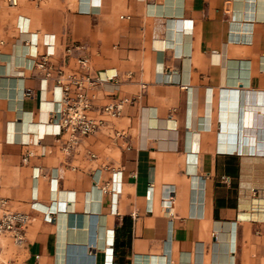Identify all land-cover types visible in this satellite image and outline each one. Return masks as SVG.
Listing matches in <instances>:
<instances>
[{
	"label": "crops",
	"instance_id": "crops-1",
	"mask_svg": "<svg viewBox=\"0 0 264 264\" xmlns=\"http://www.w3.org/2000/svg\"><path fill=\"white\" fill-rule=\"evenodd\" d=\"M0 37V198L30 216L16 259L264 264V0H19ZM80 56L102 125L73 142L50 108Z\"/></svg>",
	"mask_w": 264,
	"mask_h": 264
},
{
	"label": "built area",
	"instance_id": "built-area-1",
	"mask_svg": "<svg viewBox=\"0 0 264 264\" xmlns=\"http://www.w3.org/2000/svg\"><path fill=\"white\" fill-rule=\"evenodd\" d=\"M19 4V0H0V13L3 7L14 8ZM5 45V41L0 37V55ZM24 45H29L26 42ZM80 45H73L65 49V54L71 56L74 52L79 51ZM54 55L51 50V45H47V49L40 60L33 64V68H38L44 71V79L41 84L51 77L52 68L47 65V58ZM36 57V53L33 55ZM77 68L74 72L64 75L59 71L55 78V89L59 90V99L56 101L58 108H50L53 114L49 125L53 126L54 136L62 137L68 135L69 140L76 142L82 137H86L99 129L102 125V120L95 119L89 116V111L92 109L91 99L87 96V88L94 81H99L98 77H93L90 72L88 59L84 56L76 58ZM24 96H31L30 90L24 91ZM53 102V101H51ZM133 101L127 98L116 100L113 103L102 106L99 113H104L112 117L120 116L124 106L131 104ZM118 172L113 173L110 181V193L113 198H116L120 193V187L116 183ZM30 220V216L24 212L10 210L7 207V201L0 198V243L5 237H9L14 246H22L24 242V229ZM46 221H51V216H45ZM1 248V245H0ZM38 256L34 257V261L22 262L16 260H8L0 264H38Z\"/></svg>",
	"mask_w": 264,
	"mask_h": 264
},
{
	"label": "rangeland",
	"instance_id": "rangeland-1",
	"mask_svg": "<svg viewBox=\"0 0 264 264\" xmlns=\"http://www.w3.org/2000/svg\"><path fill=\"white\" fill-rule=\"evenodd\" d=\"M0 245L3 248V255L0 256V263L8 261L9 259H14L17 261H21L22 258H18L16 259V247L12 244L11 240L9 239V237H5Z\"/></svg>",
	"mask_w": 264,
	"mask_h": 264
},
{
	"label": "bare ground",
	"instance_id": "bare-ground-1",
	"mask_svg": "<svg viewBox=\"0 0 264 264\" xmlns=\"http://www.w3.org/2000/svg\"><path fill=\"white\" fill-rule=\"evenodd\" d=\"M52 131H53V127H52ZM244 217V216H243Z\"/></svg>",
	"mask_w": 264,
	"mask_h": 264
}]
</instances>
